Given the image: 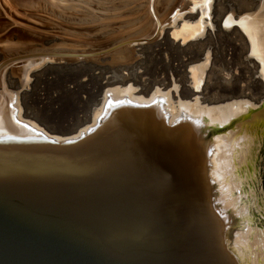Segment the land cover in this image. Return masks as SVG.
I'll use <instances>...</instances> for the list:
<instances>
[{
  "label": "water",
  "instance_id": "95a60500",
  "mask_svg": "<svg viewBox=\"0 0 264 264\" xmlns=\"http://www.w3.org/2000/svg\"><path fill=\"white\" fill-rule=\"evenodd\" d=\"M17 124L0 136V264H239L202 125L126 98L78 134Z\"/></svg>",
  "mask_w": 264,
  "mask_h": 264
},
{
  "label": "bare ground",
  "instance_id": "6f19581e",
  "mask_svg": "<svg viewBox=\"0 0 264 264\" xmlns=\"http://www.w3.org/2000/svg\"><path fill=\"white\" fill-rule=\"evenodd\" d=\"M17 1L0 0V15L17 20L10 12L12 9L19 14L16 6L21 1ZM23 1L27 5L30 2ZM65 1H56L55 6L60 3L63 9L66 6L67 16L63 15L68 21L64 18L65 21L77 27L61 28L65 39L58 40L59 43L43 36L46 33L35 32L41 29L38 24L26 22L22 28L17 26L19 21H0V33L11 24L14 26L0 36V136L27 135L19 122L36 130L45 127L58 131L44 125L29 104L30 82L50 69L82 68L86 71L85 79H79V84L100 79L97 91L91 90L96 97L94 105L86 120L76 127L77 134L94 123L110 100L155 101L166 114L167 122L187 117L202 125V132L208 130L213 132L212 136L216 135L210 139L213 152L209 160L215 202L218 209L229 212L239 224L229 249L239 264H264V195L259 185L261 169L257 167L260 146L264 143V0H232L228 4L223 0H139L138 5V0H133L136 14L118 27L113 26L116 24L113 20L123 14L117 15L114 7L104 4L106 1L101 7L95 0L97 7H92V0ZM57 22H52L53 26ZM217 25H221L233 47L223 54L217 42ZM50 27L47 26L49 30ZM52 28L50 31L56 33ZM241 32H246L244 40L257 57L252 63L253 75L244 84H240L241 77L245 78L249 69L234 67L232 62L236 48L244 42ZM148 50L171 59L166 63H170L173 73L166 82L156 78L147 83L142 78L144 71H138L139 62L135 59ZM213 58L226 63L223 71L230 68L218 77L226 89L225 95L207 92L208 88H214L211 80L215 74L210 68ZM173 60L178 63L173 64ZM253 84L257 89L253 90ZM253 215L261 219L256 220ZM253 219L258 228L256 224L250 226Z\"/></svg>",
  "mask_w": 264,
  "mask_h": 264
},
{
  "label": "rangeland",
  "instance_id": "374dc122",
  "mask_svg": "<svg viewBox=\"0 0 264 264\" xmlns=\"http://www.w3.org/2000/svg\"><path fill=\"white\" fill-rule=\"evenodd\" d=\"M18 1H21V3H18V4H20L21 6L23 5V7H21L20 5L18 7L16 6L17 11H20L19 14L16 13L15 11H13L12 9H10V12L16 18L21 19V20H18V19L15 20L14 19L12 21L13 18H11V17L8 18V16L0 15V21H8L9 23L16 22V21H17L16 23H18V21H19V23H21V24L18 23L19 25L17 24V26H19V27H20V25H21V27H22V25L24 26V23L26 24V22H29L30 24L31 23L32 24L33 23L38 24V26L41 29H39V30L36 29L35 32H37V33L41 32V35L46 33L43 36L50 38V39L51 38L54 39V42H56V43H59L58 40L61 41L62 39H65L64 34L61 33L60 30H62L63 28L69 29L72 24H69L68 22L65 21L66 16H67L66 15L67 10H65L66 6L63 9L64 6H62L60 2H59L60 3L59 5L61 7L55 6L56 1L58 2L61 0H55V1L54 0H28L27 2L24 0L26 3H28L30 1L28 3V5L25 3H22V0H18ZM92 1H93V3L91 4L92 7H93V5L95 7H97V6L101 7L102 5L108 3V4H106V6L108 5L109 7L110 6L114 7L117 11V15L119 13L123 14L122 17H119V18L117 17L116 19L113 18L114 19L113 21L116 20L115 21L116 24L113 25L114 27H118V26L126 24L125 20L127 19L126 21H129L128 20L129 18H127V17H130V19L133 17V13H134L133 8H135V10L137 9L136 3H137V5H138V3H140L139 0L136 1L135 4H134L135 0L134 1L133 0H128V1L127 0H111L112 2H108V0H98V1L95 0L97 2V4L94 0H92ZM223 1L225 4H228L232 0H223ZM54 2H55V4H54ZM62 2H66V1L62 0ZM112 3L113 4L116 3V5L114 6ZM109 4H111V5H109ZM126 4H128V5H126ZM24 5H25V8H24ZM63 5H65V4L63 3ZM60 8H62L63 10ZM117 8H119V10ZM262 8L264 9V7H262ZM54 10L56 13H60V14H57V16H56L55 15L56 13H53ZM130 11H131V13H129ZM63 13L66 16L63 15ZM53 14L57 19L53 16ZM134 14H136V13H134ZM59 15L62 18L59 17ZM52 16H53V18H52ZM37 17H39L40 19L42 18L41 20H43V21L45 19H47V20L43 22V21H40V19H37L38 20L37 21L36 20ZM59 18H61V19H59ZM60 20H62V21H60ZM47 21H50V23ZM55 21L56 22L58 21V22H57V24H54V26H53V23H56ZM119 21L121 22V24H119ZM44 23H47V24L49 23L48 25L47 24L46 25L48 26V28L51 26L50 30H52V31H53L52 27H54V29H55L54 32H56V33H53L52 31H50ZM59 23H60V25H58ZM11 25H10V27L5 28V30L2 33H0V36L7 34L12 29V27L14 28V26H11ZM55 25L57 28L55 27ZM58 26L60 27V29L58 28ZM72 26L77 27L76 25H72ZM43 27L44 28L46 27V29L44 30ZM22 28H25V27H22ZM215 28H216L215 30L217 32V39H218L217 42H219L218 43L219 50H220L221 54H223L225 52L224 51L225 49H229L232 47L231 42H229V40L227 39V36L224 35L225 33L222 32L221 25H217ZM58 29H59V31H58ZM245 33L246 32L242 33V37H243L244 42H241L240 43L241 45L238 48H236L235 55L233 57L232 62H233L234 67H237V68L241 67V68H243L244 71L246 69H249L252 71L249 72V70H247L248 73H246V74L244 73V75L246 77L245 78L241 77L242 79H241L240 84H244L245 83L244 81L246 80V78L250 79V76L253 75L254 70L252 68V63H253L254 59L255 60L257 59L255 54L252 53L251 50L249 49L247 42L244 40L247 38V37H244V36H246ZM54 36H56V37H54ZM140 58L142 59L143 62L141 61ZM140 58H136L135 61L136 62L138 61L140 66H142L140 68V66L138 64V68H139L138 71H140L141 73H143V71H144V73L142 74V78L144 76L146 81H148L147 83H150V81L152 82L156 78L164 80V82H166L168 80L169 74L173 73L171 70L170 63H168V62H171V59H169V58H165L164 56L162 57V55L155 54L154 52H151V50H148L147 53L145 52V55H143V57H140ZM166 61H168V62L166 63ZM53 63H55V62H53ZM172 63L176 64V63H178V61L175 62L173 60ZM225 64L226 63L223 60H218V59L215 60L213 58L212 65L210 68H212L211 71L213 72V74H215L212 77L214 80H211L212 83H214L213 84L214 88L211 87L212 90L210 88L207 89L208 90L207 92L209 93V95L210 94H216V95L218 94V96L219 95L221 96V94H223V95L226 94V89H224L221 86V82L218 79L219 76H222L224 73L228 72L230 69V68H227V69H224V71H223L222 70L223 67L224 68L226 67ZM81 69L82 68H80L79 70L78 69H60V70L59 69H50L49 71H47L46 73H44L42 75H39L40 74L39 73L38 74L39 76L37 78H35L34 80L32 79V81L30 82L31 85L28 88V91H29L28 94H30V96H31L29 99L30 107L35 112L38 113L40 120H42L43 121L42 123H44V125H46L48 128L57 129V130L73 129V128L78 127L79 124L83 123L86 120L85 118H87L88 113H89L90 109L93 107L92 105H94V101L96 98L95 95L92 94L91 90L97 91V88L99 87L98 83L100 82L99 81L100 79L99 78L91 79L90 82H87L86 84H79L78 80L79 79H85V76H83V75L86 73L85 70H83V69L81 70ZM73 70H75V71H73ZM81 75L83 76V78L81 77ZM46 78H48V81L45 80ZM251 81H253V78L251 79ZM32 85H33V88L31 87ZM67 86L70 87L71 89H68ZM255 89H257V86L255 84H253V90H255ZM259 155L260 156L257 159V162H258L257 167L259 170L261 169L259 172V175L261 177L260 178L261 181L259 182V185H260L261 192L264 195V190L262 187L263 186V178H264V170H262V168L264 166L263 165L264 164V143H262V145L260 146Z\"/></svg>",
  "mask_w": 264,
  "mask_h": 264
},
{
  "label": "flooded vegetation",
  "instance_id": "af4514ba",
  "mask_svg": "<svg viewBox=\"0 0 264 264\" xmlns=\"http://www.w3.org/2000/svg\"><path fill=\"white\" fill-rule=\"evenodd\" d=\"M262 187H263V190H264V178H263V186Z\"/></svg>",
  "mask_w": 264,
  "mask_h": 264
}]
</instances>
